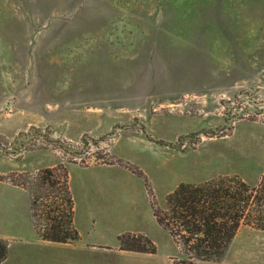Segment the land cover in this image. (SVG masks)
<instances>
[{"label":"rangeland","instance_id":"1","mask_svg":"<svg viewBox=\"0 0 264 264\" xmlns=\"http://www.w3.org/2000/svg\"><path fill=\"white\" fill-rule=\"evenodd\" d=\"M69 164L136 177L125 187L142 219L141 182L163 212L180 183L256 185L264 0H0V181L28 191ZM239 230L220 261L195 264H264V232ZM8 248L2 264H138L47 241ZM179 248L174 263L188 264Z\"/></svg>","mask_w":264,"mask_h":264},{"label":"trees","instance_id":"2","mask_svg":"<svg viewBox=\"0 0 264 264\" xmlns=\"http://www.w3.org/2000/svg\"><path fill=\"white\" fill-rule=\"evenodd\" d=\"M28 193L33 227L42 241L67 244L79 240L64 166L39 172ZM152 209L157 223L183 248L188 264L216 263L241 226L264 232V171L253 186L237 176H220L200 184L180 183L166 197V211ZM118 243L124 251L156 252L155 244L143 235H120ZM7 254L8 242L0 239V264Z\"/></svg>","mask_w":264,"mask_h":264},{"label":"crops","instance_id":"3","mask_svg":"<svg viewBox=\"0 0 264 264\" xmlns=\"http://www.w3.org/2000/svg\"><path fill=\"white\" fill-rule=\"evenodd\" d=\"M111 171L121 172V175H118L120 179L110 177ZM67 172L74 203L73 224L80 238L76 242L56 244L85 249L94 254L114 255L121 261L131 260L138 264H175V260L180 258L179 246L157 223L142 182V196L147 203L146 206L149 204L145 218H151L148 220L151 225L150 230L146 229V221H143L145 218L142 219V212L132 211L133 197L131 191L125 187V178L136 179V177L127 176L122 169L105 164L84 167L69 164ZM72 173L76 175L74 182ZM178 184H173V188ZM124 234L146 236L156 244V252L147 254L120 250L118 237ZM157 234L164 237L166 241L162 250L155 239ZM86 238L90 240L85 242ZM0 239L7 240L8 244L14 241H42L33 227L28 191L4 181H0ZM106 240L109 242H104Z\"/></svg>","mask_w":264,"mask_h":264}]
</instances>
